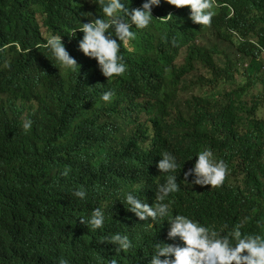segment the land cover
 <instances>
[{
    "label": "trees",
    "instance_id": "trees-1",
    "mask_svg": "<svg viewBox=\"0 0 264 264\" xmlns=\"http://www.w3.org/2000/svg\"><path fill=\"white\" fill-rule=\"evenodd\" d=\"M226 1L232 15L221 8L202 35L206 45L187 49L180 65L151 51H121L126 72L105 81L98 64L80 61L79 69L61 74L46 61L30 60L35 66L24 92H46L43 110L31 112L28 98L15 114L0 100V149L23 192L0 194V222L17 247L0 264H48L71 236L83 238L90 255L98 252L90 264H102L114 248L94 246L80 219L89 220L104 201L113 210L115 197L130 193L134 172L164 152L185 167L209 148L228 166L218 188L194 185L190 177L191 186L182 184L166 200L170 209L221 234L228 225L264 238V0ZM9 26L0 0L1 44L13 40ZM19 57L11 49L8 67ZM20 71L7 69L0 81L7 84ZM107 91L115 93L111 102L101 99ZM142 114L152 116L141 120ZM66 166L67 177L61 175ZM81 189L84 200L73 195ZM102 211L106 221L114 219ZM147 225L144 237L159 236L156 223Z\"/></svg>",
    "mask_w": 264,
    "mask_h": 264
},
{
    "label": "clouds",
    "instance_id": "clouds-1",
    "mask_svg": "<svg viewBox=\"0 0 264 264\" xmlns=\"http://www.w3.org/2000/svg\"><path fill=\"white\" fill-rule=\"evenodd\" d=\"M221 8H228V16L232 15L233 6L226 0H3V11L13 25L9 26L13 40L0 43V80L7 69L16 67L21 71L7 84L0 81V100H7L15 114L28 98L31 112L43 110L46 92H24L26 73L33 72L35 66L32 58L46 61L61 74L79 69L80 61L90 63L94 69L98 64L105 81L126 72L121 51H151L177 58L176 64L180 65V56L187 49L206 45L202 35ZM11 49L20 57L9 68ZM5 86L11 88L10 92ZM114 95L107 91L101 99L111 102ZM151 116L142 114L140 119ZM31 126L30 119L23 123L26 132ZM70 171L71 167L66 166L61 175L67 177ZM227 176V164L217 160L209 148L185 167H180L171 153L164 152L151 166L134 172L130 193L117 195L113 210L109 211L104 201L100 208L91 210L89 220L81 218L80 222L99 250L102 245L114 248L101 256L102 264H264V238L260 235H246L239 227L228 229V225H224L226 234L218 233L166 203L184 189L182 184L191 186L187 184L190 177L194 185L218 188ZM10 192L17 196L23 193L17 189L0 149V194ZM73 195L86 199L83 189ZM102 209L114 219L106 221ZM128 219L131 232L127 231ZM149 220L156 223L159 236H143ZM16 251L0 222V261L17 255ZM97 253L90 255L84 239L71 236L48 264H90Z\"/></svg>",
    "mask_w": 264,
    "mask_h": 264
},
{
    "label": "rangeland",
    "instance_id": "rangeland-1",
    "mask_svg": "<svg viewBox=\"0 0 264 264\" xmlns=\"http://www.w3.org/2000/svg\"><path fill=\"white\" fill-rule=\"evenodd\" d=\"M245 66V65H244Z\"/></svg>",
    "mask_w": 264,
    "mask_h": 264
}]
</instances>
